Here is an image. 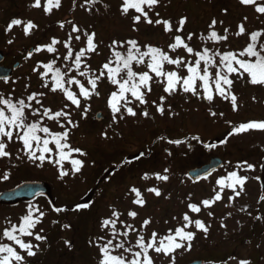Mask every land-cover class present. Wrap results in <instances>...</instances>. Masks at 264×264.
<instances>
[{
	"label": "snow or ice",
	"instance_id": "1",
	"mask_svg": "<svg viewBox=\"0 0 264 264\" xmlns=\"http://www.w3.org/2000/svg\"><path fill=\"white\" fill-rule=\"evenodd\" d=\"M238 2L241 6L254 8L258 16L264 15V0ZM162 4L167 7L171 0H167V3L164 0H121L118 10L121 17L130 20V30L134 33L141 31L142 24L161 30L168 38L166 46L142 41L138 36L112 39L105 43L98 39L92 26L85 27L71 19L58 21L61 30L68 26L64 37L53 35L48 43L35 46L25 56V60H29L34 53L50 54L36 62L31 69L40 81L39 88L29 91L31 84L26 83L23 93L19 95L15 88L8 92L0 91V160L11 162L15 159L37 168H43L47 163L56 168L60 180L72 178L80 174L86 164L94 163L88 161V152L76 146L72 139L74 131L80 126V121L73 118L74 113L78 112L80 118L86 120L96 99L104 100L108 111L109 122L101 136L110 140L120 135L116 127L128 117L135 118L139 114L155 119L149 107H154L161 117L166 114L178 116L179 113L168 103L169 98L177 95H182L186 102L192 98L207 102L210 117L223 118L225 112L214 110L215 103L217 100L228 102L232 112H238L240 97L235 91L237 83L264 89V27L255 30L247 28L249 18L245 15L236 25L235 32L225 25L224 19L217 18L211 19L206 31H186L189 17L182 15L178 20L163 17L156 10ZM75 5L76 0H73V8ZM97 5H102L105 11L110 8L103 0H83L79 6L92 15L100 13ZM61 6L62 0H44L43 3L42 0H33L30 5L42 9L47 16ZM228 13L227 8L222 10V15L227 16ZM21 25L26 37L39 30L36 23L16 18L11 20L5 31L12 32L14 26ZM230 37H247V40L237 48L231 45ZM7 43L13 44L14 39L9 38ZM104 48L108 54L97 64L94 57L103 55ZM0 79L8 83L7 77ZM28 80H31V76ZM103 84L109 86L106 98L102 96ZM155 88L161 90V95L156 100H150L149 96ZM49 95H60L62 105L54 108L45 103ZM252 99L255 101L256 97ZM226 123L231 125L228 137L264 131V119ZM108 129H112L113 136H109ZM158 139L164 141L166 138L161 136ZM190 140L202 143L209 151L219 146L204 143L198 135L167 139L166 143L175 146L185 144L191 149ZM227 143L228 139L221 140V144ZM165 152L168 157L173 155L169 149H165ZM150 156L149 148L140 151L134 160L140 161ZM66 163L70 167H66ZM125 163L131 164L133 160L125 159ZM227 163L232 164L231 161ZM12 167L18 165L14 163ZM256 168V164L243 160L235 164L231 171L225 169L226 175H221L215 181L214 194L196 202L189 195L185 202L186 211L173 216L172 222L175 223L163 231L154 226V217H141L137 209L147 206L146 194L171 199V193L165 194L156 184L130 185L124 196L130 206L121 209L116 204L109 205L108 214L98 220L99 234L88 241L89 246L97 250V264H157L160 256L166 259L167 264H177L178 256L192 252L198 234L202 233L207 238L212 225L200 214L222 201L226 190L231 192L225 205L229 207L235 204L238 197L246 194L245 185L250 179L261 181L264 188L260 176L241 174L255 171ZM259 168L264 172V163H260ZM205 171L208 172L207 169ZM10 175V172H4L0 180L7 181ZM114 175V171H109L108 178ZM172 175L171 168L165 167L162 172H144L141 180L167 183ZM259 200L264 201V194L260 195ZM90 207L88 203H79L72 208L53 204L51 211L57 214L79 212ZM238 211L252 215L248 206H241ZM47 214L38 205L30 204L15 223L10 218L5 219L7 226L0 227V264H30V258L36 257L43 250L41 244L48 241L44 228L39 227ZM207 216L213 218L214 213L207 211ZM231 216L229 212L227 217ZM254 219L264 221V215H257ZM52 223L58 224L59 220ZM169 223V220H164V224ZM70 227L68 223L62 225L64 229ZM221 227L226 228L223 221ZM64 243L72 247L69 241L65 240ZM229 260H236L237 264H252L248 259L237 260L235 256L229 257ZM208 264L215 262L209 261ZM222 264H228V261Z\"/></svg>",
	"mask_w": 264,
	"mask_h": 264
},
{
	"label": "rangeland",
	"instance_id": "2",
	"mask_svg": "<svg viewBox=\"0 0 264 264\" xmlns=\"http://www.w3.org/2000/svg\"><path fill=\"white\" fill-rule=\"evenodd\" d=\"M82 2L83 0H76L75 8H73V0H62L61 8L54 9L53 14L47 16L42 9L30 7L33 0H0V21L3 24H0V51L6 56V67L13 68L15 64H20L7 84L0 82V91L8 92L11 88H15L16 94L19 95L23 93L26 83L31 84L29 91L39 88L40 81L31 69L36 62L44 60L50 54L34 53L29 60H25V56L35 46L48 43L53 35L64 37L68 26L61 30L58 27V21L71 19L82 26H92L97 32L98 39L105 43H109L112 39L137 36L142 41L161 46H166L168 42L167 36L161 30L153 29L148 25H140L139 33L132 32L130 20L121 17L119 13L121 0H103L110 5V8L105 11L102 5H97L100 13L92 15L79 6ZM180 3L181 0H171V4L167 7L162 4L156 10L161 13V16L172 17L174 20L187 15L189 23L185 26L186 31H206L211 19L217 18L224 19L225 25L235 32L236 25L245 15L249 18L247 28L255 30L264 27V15L258 16L254 8L241 6L238 0H190L185 4ZM224 8L229 10L227 16L222 15ZM93 12L95 13V9ZM16 18L36 23L39 30L30 37L24 35L23 25L14 26L12 32H6L8 24ZM9 38L14 39L11 45L7 43ZM246 40L247 37H230L231 45L237 48L241 47ZM107 54L108 50L104 48L103 55L94 57L96 63H100ZM29 76H31L30 81ZM101 91L102 96L106 98L109 86L101 85ZM235 91L240 97L238 112H232L228 102L217 100L215 103L214 110L225 112L223 118L210 117L207 102L196 98L186 102L182 95H177L169 98L168 103L173 106L175 112L179 113L178 116L170 117L166 114L161 117L155 112L154 107H149L155 119L144 118L139 114L135 118L128 117L120 122L119 127H116V132L120 135L110 140H105L101 136L109 122L108 111L105 109L104 100L96 99L93 102V110L86 120L81 119L78 112L74 113L73 117L74 120L80 121V126L74 131L72 139L76 146L88 152V161L94 162L86 164L80 174L60 180L56 168L47 163L43 168H37L27 162L21 164L15 159L11 162L7 159L0 160V176L4 172L11 173L7 181L0 180V193L29 181L44 182L51 190V196L41 197L32 203H22L16 207L0 205V227L7 226L6 218H10L15 223L25 213L28 205H38L48 213L39 226L44 228L48 241L41 244L43 250L36 257L30 258V264H97V250L89 246V237L99 234L98 220L108 214L109 205L116 204L121 209L130 206L124 199L130 185L156 184L164 190L165 194L171 193V199H165L164 196L156 198L152 194H146L147 206L144 209H137L141 217H154V226L163 231L173 226L175 223L172 222L173 216H179L186 211L185 202L189 195L194 202L211 197L214 194L212 189L216 179L226 175L225 169L231 171L240 161L247 160L257 165L255 171L242 172V175L260 176L264 181V172L259 168V164L264 163V131H251L228 137L231 125L226 123V121L235 124L264 119V89L237 83ZM159 95L161 90L155 88L149 99L156 100ZM253 96L256 97L255 101L252 99ZM62 100L60 95H49L45 103L58 108L62 105ZM98 113L103 114L101 122L96 120ZM108 132L109 136H113L112 129H108ZM192 135L200 136L204 143H216L219 146L209 151L203 147L202 143L191 140L189 141L192 144L191 149L185 144L175 146L166 143L167 139H185ZM161 136L166 139L159 140ZM222 139H228V143L221 144ZM149 148L151 149L150 157L133 161L131 164L125 163V159L132 160L140 151H146ZM165 149L171 150L173 155L168 157ZM212 158H219L224 162L219 172L207 180L196 183L187 178L186 174L189 170L208 164ZM228 161L232 164L229 165ZM14 163L18 167L13 168ZM65 166L70 167V164L66 163ZM165 167H170L173 173L169 182L141 180L144 172H162ZM109 171L115 172L111 179L108 178ZM92 188L94 191L90 192ZM245 189L246 194L238 197L233 206H225L228 203V196L231 195V192L226 190L222 201L217 202L213 208L202 211L201 218L212 225L209 234L207 238H204L202 233L198 234L192 252L182 257L178 256L177 264H190L200 260L204 261V264H208L209 261L222 264L226 260L228 264H237L236 260H229L231 256H235L237 260L248 259L252 264H264V221L258 220L259 224L254 226L258 230L252 231L253 225L250 224L252 220H256L255 216L264 215V201L259 200L260 195L264 194V189L261 187V181L254 179L246 183ZM81 201L90 204L91 207L79 211L81 213L68 211L57 214L51 211L53 204L58 207L72 208ZM241 206H248V211L252 215L238 211ZM207 211L214 213L213 218L207 216ZM229 212L232 213L231 217H227ZM53 220H59V223L53 224ZM164 220H169L170 223L166 225ZM221 221L226 224V228L221 227ZM64 223L70 224L71 227L62 228ZM245 236H248L252 243L250 241L246 243L241 239ZM65 240L74 247L66 246ZM157 264H167V261L160 256L157 258Z\"/></svg>",
	"mask_w": 264,
	"mask_h": 264
},
{
	"label": "water",
	"instance_id": "3",
	"mask_svg": "<svg viewBox=\"0 0 264 264\" xmlns=\"http://www.w3.org/2000/svg\"><path fill=\"white\" fill-rule=\"evenodd\" d=\"M33 51V50H30ZM5 61L3 52L0 51V77L12 78L13 72L18 69L19 64H16L13 68L9 69L2 64ZM3 79H0V81ZM102 115H97V120L102 121ZM224 162L219 158H212L206 165L194 168L187 172V177L192 182H200L205 180L204 177L209 178L214 173L222 169ZM208 170V172L205 171ZM211 173L210 175L208 173ZM199 173V175H197ZM191 177V178H189ZM264 189V188H263ZM51 196V190L49 186L44 182H22L12 189L5 190L0 193V205L14 206L21 202H31L39 197ZM190 264H204V261H194Z\"/></svg>",
	"mask_w": 264,
	"mask_h": 264
},
{
	"label": "trees",
	"instance_id": "4",
	"mask_svg": "<svg viewBox=\"0 0 264 264\" xmlns=\"http://www.w3.org/2000/svg\"><path fill=\"white\" fill-rule=\"evenodd\" d=\"M189 2L190 0H181V3L180 4H185V2ZM164 2L165 3H167V1L166 0H164ZM6 23V22H5ZM0 24H2L1 23V21H0ZM3 25V24H2ZM10 80H8V82H9ZM4 82V81H3ZM150 119H152L151 117H150ZM94 188V187H93ZM93 188H92V190H90V192L91 191H94L93 190ZM97 190H98V188H97ZM96 190V191H97ZM29 203H32V202H29ZM80 203H84V201H81ZM20 204H22V203H20ZM20 204H18V205H20ZM23 204H25V203H23ZM18 205H16V206H18ZM16 206H11V207H16ZM85 211H88V210H85ZM78 213H81V212H78ZM250 219L252 220V218L250 217ZM250 224H252L253 225V227H251L252 228V231L253 230H258L256 227H254V226H257L258 224H259V221L258 220H252V223H250ZM251 231V232H252ZM260 231V230H259ZM255 233V232H254ZM252 235V234H251ZM91 237H89V239H90ZM244 242H246V243H248L249 241L251 242L252 240L251 239H249V237L248 236H245L244 238H241ZM75 241V240H74ZM252 243V242H251ZM76 245V244H75ZM72 247H74V245L72 246Z\"/></svg>",
	"mask_w": 264,
	"mask_h": 264
}]
</instances>
